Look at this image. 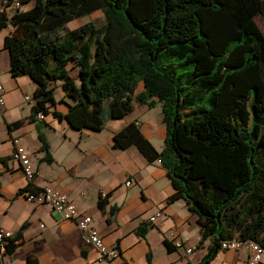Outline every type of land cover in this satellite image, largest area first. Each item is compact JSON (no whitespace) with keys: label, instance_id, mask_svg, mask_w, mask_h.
I'll return each instance as SVG.
<instances>
[{"label":"trees","instance_id":"1","mask_svg":"<svg viewBox=\"0 0 264 264\" xmlns=\"http://www.w3.org/2000/svg\"><path fill=\"white\" fill-rule=\"evenodd\" d=\"M0 6V29L10 26L2 38L8 70L35 83L32 118L57 101L64 111L52 109L55 118L98 130L130 111L132 101H159V150L132 121L112 133L111 145L134 144L147 160L159 159L173 189L168 198L185 200L197 215L199 242L208 239L196 264H208L219 241L233 235L264 247V34L254 19L264 0H0ZM94 10L103 23L64 27ZM137 81L143 89L134 94ZM38 138L48 154L40 132ZM137 230L141 235L143 224Z\"/></svg>","mask_w":264,"mask_h":264},{"label":"crops","instance_id":"2","mask_svg":"<svg viewBox=\"0 0 264 264\" xmlns=\"http://www.w3.org/2000/svg\"><path fill=\"white\" fill-rule=\"evenodd\" d=\"M9 28L0 29V226L11 232V248L2 256L4 264H196L208 239L199 242L197 215L185 200L168 198L173 189L159 160H147L134 144L124 148L111 145L112 133L132 121L159 150L164 136L160 102L148 106L132 101L130 111L108 119V125L105 121L98 130L76 129L64 118H55L52 109L64 111L57 101L40 118H32L35 83L26 74L12 75L8 70L2 38ZM142 89L137 81L133 93ZM53 94L55 100L62 97L58 85ZM38 132L48 154L39 148ZM12 138L30 155L35 170L31 181L11 158ZM44 185L64 192L79 212L89 215L102 242L115 246L118 257L111 262L100 258L93 245L81 240L72 220L47 203L25 198L27 191ZM156 210L161 214L149 221ZM141 224L144 231L139 235ZM169 230L182 239V246L172 245L166 236ZM247 255L245 249H219L208 264H246Z\"/></svg>","mask_w":264,"mask_h":264},{"label":"built area","instance_id":"3","mask_svg":"<svg viewBox=\"0 0 264 264\" xmlns=\"http://www.w3.org/2000/svg\"><path fill=\"white\" fill-rule=\"evenodd\" d=\"M3 91L2 83L0 81V104L2 103L1 93ZM28 95H24V99H28ZM36 118L41 117V112L35 113ZM13 149L11 151V158L18 162L23 174L28 181L35 175V170L30 163V155L26 153L20 146H18L17 138H12ZM157 160H159L157 158ZM129 179L125 180V184H129ZM104 193H101L103 195ZM25 198L29 201L44 202L56 212H58L63 218L70 219L74 222L80 232V238L84 243L93 245L98 252L100 258L112 261L118 257V249L115 246L105 245L102 242L100 235L94 228L91 218L87 214H83L76 209L75 204L67 197V195L55 189L49 185H44L37 190H30L25 193ZM161 212L156 210L152 215L148 217L151 221L155 217L159 216ZM166 236L172 240L174 247L182 246L183 241L172 230L166 233ZM11 237V232L0 226V264L3 262V254L8 244V239ZM219 248L223 250L237 251L240 248L245 249L248 252L246 258V264H264V247L257 241L241 238L238 235L223 238L219 241ZM186 251L189 252L190 248L187 247Z\"/></svg>","mask_w":264,"mask_h":264},{"label":"rangeland","instance_id":"4","mask_svg":"<svg viewBox=\"0 0 264 264\" xmlns=\"http://www.w3.org/2000/svg\"><path fill=\"white\" fill-rule=\"evenodd\" d=\"M254 19H255V22L257 23V25L259 26L260 30L264 34V12L256 13L254 16ZM87 21H91L95 25H99V24L103 23L104 18H103V15H102L100 10H94L89 14H85V15H82L80 17H77V18H74V19L68 21L67 23H65L64 27L71 28V27L77 26V25L82 24V23L87 22ZM105 121H106L105 123L108 125V119H106ZM258 159L261 160V157L259 156ZM240 249H243V248H240Z\"/></svg>","mask_w":264,"mask_h":264}]
</instances>
